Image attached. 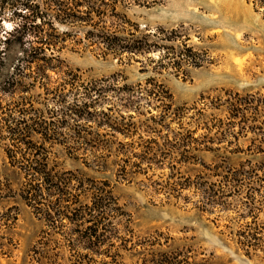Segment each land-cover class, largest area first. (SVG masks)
<instances>
[{
    "label": "rangeland",
    "instance_id": "rangeland-1",
    "mask_svg": "<svg viewBox=\"0 0 264 264\" xmlns=\"http://www.w3.org/2000/svg\"><path fill=\"white\" fill-rule=\"evenodd\" d=\"M13 1L0 0V264L109 263L88 250L89 227L134 245L119 251L121 264L178 252L196 264H264V0H104L103 8L93 0L105 12L90 16L94 28L54 23L62 41L42 52L57 57L47 87L71 73L77 81L64 90L68 102L91 86L106 89L97 108L112 107L113 121L133 131L130 139L72 117L51 118L57 99L42 89L34 66L13 77L21 53L2 42L5 24L22 23L7 15ZM114 31L147 36L149 52L112 56L96 35ZM10 78L33 101L29 117L54 120L42 129L49 142H27L67 180L31 177L27 163L36 166L37 156L31 150L22 157L18 141L11 146L18 135H8L1 109L17 101L7 91ZM79 129L86 130L81 137ZM15 152L20 163L11 165ZM25 177L42 183L40 205L23 199Z\"/></svg>",
    "mask_w": 264,
    "mask_h": 264
},
{
    "label": "trees",
    "instance_id": "trees-1",
    "mask_svg": "<svg viewBox=\"0 0 264 264\" xmlns=\"http://www.w3.org/2000/svg\"><path fill=\"white\" fill-rule=\"evenodd\" d=\"M92 1L93 0H14L11 4V8L13 7L11 15L13 18H16L18 16L21 17L22 23L20 25H15L8 31H3L5 35L2 39L4 45L3 48L5 49L11 44H16L18 50H20V57L18 58V61H16L18 65H16L12 71L13 77L19 74L20 69L32 71L30 69H32L33 66L37 68V71L42 72V74L40 75V80L38 81L41 82L42 89H46V94H52L53 96L55 95L57 99L56 103H58L59 106V109L51 110V118L57 119V116L72 117L74 121L82 122L84 124L93 123L98 128L102 126L107 131H110V133H118L130 139L133 131L124 128L123 126L120 127L118 123L113 121L111 117L112 107H106L105 109L97 108L98 105L105 101V97L102 94L106 92V89H95L96 86H91V88L88 89L89 92L83 94V100L79 99V97L73 94L71 101L68 102L66 101L64 90L77 81V77L75 75H72L71 73H65L54 82H52V84L48 87V82H45L46 80L50 79L47 75V71L51 68L53 62L57 61V57H47L45 55H42V52L45 51V48L56 47V44H59L62 41L61 38L57 36L55 37V35L53 34L55 32L54 23L63 26L78 24L81 26H90L94 28L96 24L92 22L90 16L94 14L104 15L105 12L99 10L97 11L95 9V2ZM96 1L101 2L102 8L103 6L108 7L104 0ZM81 8H84L85 10L81 11ZM46 12H51V16L44 15ZM111 12L112 14L116 15L115 9H112ZM136 31L137 30H135V32ZM89 34L93 35V32H90ZM98 34L100 35H96V37L99 38L100 42L104 45V50L108 53H113L112 56L133 57L138 54L147 53L150 50V45L145 44L144 40L147 39V36H142L141 38L136 39L133 37V35H131L132 37L128 39V37H123L122 32L120 31H114L110 36L106 35V33L104 32H98ZM20 64H23L25 67ZM7 85V91H10V93L13 95L12 97L17 98V101L15 100L16 102H14L13 108L11 107L10 109H5L1 107L4 115L2 121L8 128V135L9 133L13 137L18 135L16 139H11V146H14L16 148L19 147L15 144V141H18L22 146L20 148L23 151V154H21V156L25 157V155L32 150L33 145L31 141L27 142V138H29L30 136H37L42 139L44 143L49 142L51 136L48 134L43 135L42 129L48 132L49 127H54L55 124H53L54 120L50 121V123L47 124L43 120H39L38 122L40 123H38L36 119L28 116L31 112H34L33 101L30 100L29 97L21 94L23 92L28 93V91H19L22 88H25L22 87L19 79L10 78L7 81ZM110 87L113 88L112 85H110ZM91 93H93V95ZM124 93H127V95H129L128 92L124 91ZM155 96L160 97L161 95ZM124 106L125 105H123V107ZM14 113H17L19 117L14 118ZM120 117L124 119L123 116L120 115ZM128 117L130 118L131 115H129ZM38 118L39 117H37V119ZM57 121L59 122V128L66 125L65 119ZM58 127L56 126V128ZM84 131L86 130L79 129V131H77L76 133H78V135H80L81 137V134ZM55 135L59 136V133L55 132ZM119 152H121L120 149ZM11 153H9L11 165L20 163L18 161L19 159H17L15 156L16 152L14 155H11ZM32 154L34 156H37V158L34 159V163L36 164V166H31L27 163V168L29 171H31V177H38L36 180L39 179L42 181V183H51L52 179L54 178L60 181L67 180L63 179V177L53 175L48 170L47 165L40 162L41 160H45L43 159L42 154L37 152V147L32 150ZM39 157L41 158L40 160L38 159ZM21 159H23L25 162L28 161V159L26 158ZM19 168L21 169L20 166ZM68 174L71 178H73L72 180H75L78 183L83 181L81 179V175L71 173ZM25 180L26 182L23 190L24 195L22 196L23 199L27 202L28 205H30L31 202H33V204L40 205V201L41 199H43L44 194L42 183L30 182V177H25ZM56 191L61 192V190L59 189H56ZM46 197L53 196H51V194L46 190ZM106 200V203L110 206H114L116 204L115 199H113L110 195H107ZM112 211L116 215H118L120 208L115 207V209H112ZM78 215H80V213L77 214V216ZM88 231L89 232L87 236L90 239V247H87L88 250H92L93 254L95 255L100 254L101 252L102 255L111 258V261L109 263L103 264H121L119 261H117V257H120L119 251H130L134 249V245L129 248L127 245L128 243L124 240L114 242L106 237H103L104 235H98V228L89 227ZM117 243L119 244L118 246H116ZM104 246L106 247V249L99 251ZM112 250L115 251V254L113 255H111ZM159 257L160 259L157 262L151 261V264H196L189 263L188 259L191 257L189 255H183L180 252L174 253L172 255L164 254L160 255ZM92 261L93 260L90 259L89 263ZM143 264H145L144 261Z\"/></svg>",
    "mask_w": 264,
    "mask_h": 264
},
{
    "label": "clouds",
    "instance_id": "clouds-1",
    "mask_svg": "<svg viewBox=\"0 0 264 264\" xmlns=\"http://www.w3.org/2000/svg\"><path fill=\"white\" fill-rule=\"evenodd\" d=\"M7 15L11 16V13L9 12V13H7ZM5 27L11 29L12 25L11 24H5Z\"/></svg>",
    "mask_w": 264,
    "mask_h": 264
}]
</instances>
